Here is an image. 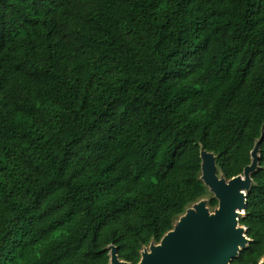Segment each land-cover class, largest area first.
<instances>
[{"label": "trees", "instance_id": "trees-1", "mask_svg": "<svg viewBox=\"0 0 264 264\" xmlns=\"http://www.w3.org/2000/svg\"><path fill=\"white\" fill-rule=\"evenodd\" d=\"M262 136L264 0H0V264H138L201 149L231 179ZM252 178L232 264L264 257Z\"/></svg>", "mask_w": 264, "mask_h": 264}, {"label": "water", "instance_id": "water-1", "mask_svg": "<svg viewBox=\"0 0 264 264\" xmlns=\"http://www.w3.org/2000/svg\"><path fill=\"white\" fill-rule=\"evenodd\" d=\"M200 157L201 180L208 195L191 204L159 242L144 247L138 264H232L252 242L247 229L240 228V213H246L244 193L251 190L258 167L248 171L246 166L237 179H227L214 152L201 149ZM245 174L250 178L240 180ZM213 198L218 202L214 208L210 206ZM110 257V264H132L120 259L116 246L110 247ZM258 264H264V257Z\"/></svg>", "mask_w": 264, "mask_h": 264}, {"label": "snow or ice", "instance_id": "snow-or-ice-1", "mask_svg": "<svg viewBox=\"0 0 264 264\" xmlns=\"http://www.w3.org/2000/svg\"><path fill=\"white\" fill-rule=\"evenodd\" d=\"M246 159L250 160L251 163L247 165L248 171H252L254 168L258 167L260 170H264V137H259L256 139L255 144L252 148L251 155L246 156ZM250 177L245 174L239 177L240 180L247 181ZM237 179V178H233ZM248 193H244V196L247 197ZM240 216L243 218H247L245 212H241ZM241 230H243L244 225H240ZM171 239V237H170Z\"/></svg>", "mask_w": 264, "mask_h": 264}]
</instances>
